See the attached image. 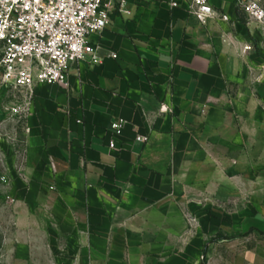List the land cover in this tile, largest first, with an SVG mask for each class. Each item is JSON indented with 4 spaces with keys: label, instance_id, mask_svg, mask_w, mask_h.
<instances>
[{
    "label": "crops",
    "instance_id": "obj_1",
    "mask_svg": "<svg viewBox=\"0 0 264 264\" xmlns=\"http://www.w3.org/2000/svg\"><path fill=\"white\" fill-rule=\"evenodd\" d=\"M172 1H129L91 38L100 63L73 64L69 87L36 88L18 130L25 171L11 174L39 257H57L62 239L66 264H183V209L214 208L201 195L234 194L246 209L254 194L263 209L264 31L238 0H209L205 25L191 0ZM241 214L236 233L264 234L262 211Z\"/></svg>",
    "mask_w": 264,
    "mask_h": 264
},
{
    "label": "built area",
    "instance_id": "obj_2",
    "mask_svg": "<svg viewBox=\"0 0 264 264\" xmlns=\"http://www.w3.org/2000/svg\"><path fill=\"white\" fill-rule=\"evenodd\" d=\"M129 1L0 0V92L23 95L9 109L12 116L21 123L33 116L37 87H69L68 72L73 64L100 63L98 47L91 38L105 31L111 25V15L125 11ZM179 1L173 0L171 7L178 8ZM237 5L250 23L264 31V0H238ZM189 14L202 25L216 16L209 0H191ZM112 57L117 58L115 54ZM126 125L115 121L111 132L121 137ZM136 142L146 143L147 138L139 136ZM116 147L114 141L109 145L111 150Z\"/></svg>",
    "mask_w": 264,
    "mask_h": 264
},
{
    "label": "rangeland",
    "instance_id": "obj_3",
    "mask_svg": "<svg viewBox=\"0 0 264 264\" xmlns=\"http://www.w3.org/2000/svg\"><path fill=\"white\" fill-rule=\"evenodd\" d=\"M1 93L0 109L7 114L6 119L0 120V139L6 143V147H0V264H66L62 257V239L55 246L57 257H39V242L31 241L30 236L27 241L26 232L31 227H26L24 233L19 229L22 204L12 192L14 179L11 171L21 178L25 171L23 147L18 139L22 123L9 112L19 96L12 92ZM3 124L5 126L1 128ZM255 197L254 194L243 195L242 204L246 205L247 210L239 206L241 202L234 194L227 197L201 195L200 202L205 205L210 202L214 205L211 209L195 212L184 208L187 232L183 241L178 242L181 244L183 264H264V234H239L235 230V224L241 217L239 215H243L241 213L251 215L262 211L264 214V193L262 210L256 209ZM223 224H230L231 232L222 234ZM40 252L43 254V250ZM169 261L172 259L169 258Z\"/></svg>",
    "mask_w": 264,
    "mask_h": 264
}]
</instances>
